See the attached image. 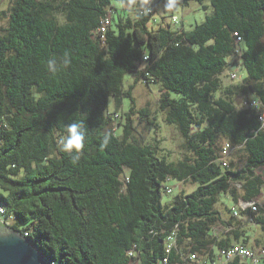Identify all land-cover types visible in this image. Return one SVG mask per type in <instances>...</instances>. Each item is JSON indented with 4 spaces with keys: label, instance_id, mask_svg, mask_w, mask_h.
I'll return each mask as SVG.
<instances>
[{
    "label": "trees",
    "instance_id": "1",
    "mask_svg": "<svg viewBox=\"0 0 264 264\" xmlns=\"http://www.w3.org/2000/svg\"><path fill=\"white\" fill-rule=\"evenodd\" d=\"M113 1L12 0L0 11V22L7 20L0 25V206L11 228L53 264H191L183 259L189 251L215 260L234 242L264 248V203L240 210L257 225L254 236L234 209L224 219L216 208L220 193L238 204L257 198L264 185L257 172L264 167V0H197L213 11L190 30L149 26L160 4L188 0H146L150 11L140 19ZM65 53L70 66L49 73L47 60ZM229 55L246 75L223 87ZM129 71L135 83L160 84V109L185 140L179 161L133 133V114L151 130L157 120L149 107L135 108V84L124 89ZM238 95L246 96L241 107ZM125 96L133 106L123 124L108 108L110 98L119 108ZM73 121L87 129L75 164L58 146ZM105 133L111 141L102 147ZM225 141L245 152L241 168L220 160ZM171 178L197 186L163 203ZM215 225L231 229L214 234ZM170 236L176 244L168 251Z\"/></svg>",
    "mask_w": 264,
    "mask_h": 264
},
{
    "label": "rangeland",
    "instance_id": "2",
    "mask_svg": "<svg viewBox=\"0 0 264 264\" xmlns=\"http://www.w3.org/2000/svg\"><path fill=\"white\" fill-rule=\"evenodd\" d=\"M12 3V0H0V11H7ZM209 5L208 8H204L203 4L197 0H188L187 3H170L163 2L160 4L158 10L153 15L151 21L149 22L150 28H158L161 25H170L173 30H179L184 28L186 30L192 29L196 24L203 22L206 19L207 14H211L213 9L209 1H206ZM114 5L119 7L122 6L123 9L127 10L125 5L120 1H113ZM115 19H118V14H114ZM2 27L7 26V20L4 19L0 22ZM235 59L234 55L226 56V60L230 63L228 69H226L221 75L222 86H228L237 81H241L242 77L246 75L245 69H240L238 67L234 70L235 66L233 61ZM234 70L237 75L231 76V72ZM137 75L134 71H129L124 75L123 86L124 89H129L132 84H135L133 88L132 95L134 97V104L136 109H141L142 107H149L152 111L153 117H156L157 127L153 130L146 127L144 120L140 118L139 114H133V120L135 125V130L133 133L140 137L142 136L145 140L151 144L158 145V155L165 156L169 161H179L185 153L184 149V138L182 137L178 126L174 123L166 122V112L160 109V96L161 88L160 84L157 82H151L147 84L142 77L135 83ZM172 96H177L175 92L171 93ZM246 96H236L237 106L239 107L242 104V101ZM133 106V100L130 96H125L123 98L121 106L118 108L114 98H110L109 102V113L117 112L120 115V122L124 124L125 122V113L130 110ZM241 107V106H240ZM118 118L114 123V127H117V132L119 133L122 129V125H119ZM116 125V126H115ZM238 149V148H237ZM236 149V150H237ZM234 150L230 155V162L233 161L237 168H241L245 164V152L243 150L238 151ZM257 172L264 177V167L257 169ZM165 185L171 186L173 188L172 193L163 192V203L173 200L176 194L181 191L192 192L195 190L197 184L194 183L191 179L186 181H179L178 179L171 178ZM219 202L216 205V208L220 209L224 219H229L231 216V209H238L239 206L236 203V200L233 198L231 193H220ZM262 203H264V185L262 186V193L257 197ZM239 221L244 226V229L248 233L254 236L255 230H257V225H254L248 215L245 213H240ZM243 217V218H242ZM235 223L238 222V219H234ZM10 224V220H9ZM6 226V225H4ZM7 227V226H6ZM253 239V238H252ZM263 264V263H261Z\"/></svg>",
    "mask_w": 264,
    "mask_h": 264
},
{
    "label": "built area",
    "instance_id": "3",
    "mask_svg": "<svg viewBox=\"0 0 264 264\" xmlns=\"http://www.w3.org/2000/svg\"><path fill=\"white\" fill-rule=\"evenodd\" d=\"M110 24V17H107L103 20L102 25L99 28V31L105 33L107 26ZM240 39V38H239ZM240 66V65H239ZM242 70V68H240ZM237 73L231 72V76H236ZM243 79V77H242ZM244 104L248 105L249 103L244 102ZM250 105L259 107L260 100L253 99ZM261 119L264 121V113L261 116ZM238 148L237 145H234L230 141H225L222 145L221 150V157L220 160L222 161L223 165L228 166L230 163V155L233 153L234 150ZM238 186L241 187V183H238ZM166 192L172 193L173 188L171 186H167ZM261 202L258 198L245 200L240 199L238 209H234V215L238 216L240 214V210H245L248 208L253 209L254 211L257 210V204ZM6 209L3 206H0V223L6 226L11 227V218H7L5 216ZM10 220V224H9ZM213 233L220 234L226 231H229L231 227L224 228L222 225H215L213 226ZM171 243L168 246V251H170V247L176 244V240L172 239L170 236ZM217 256L215 260H208L202 257L197 251H189L183 256V259L189 261L191 264H227L236 258L240 259H248L252 261L254 264H261L264 263V248H257L256 250L251 247L249 244H244L242 242H234L232 245L224 247L216 252ZM167 263V258L164 259V264Z\"/></svg>",
    "mask_w": 264,
    "mask_h": 264
},
{
    "label": "clouds",
    "instance_id": "4",
    "mask_svg": "<svg viewBox=\"0 0 264 264\" xmlns=\"http://www.w3.org/2000/svg\"><path fill=\"white\" fill-rule=\"evenodd\" d=\"M127 11L136 19L147 15L150 8L146 6V0H140L137 5H125ZM47 71L56 74L67 69L71 64V59L67 53L61 57H51L47 60ZM87 139V129L84 122L73 121L65 126L63 135L59 139V149L71 159L75 164L81 159V154L85 148ZM111 141L109 133H105L102 138V147H106Z\"/></svg>",
    "mask_w": 264,
    "mask_h": 264
},
{
    "label": "water",
    "instance_id": "5",
    "mask_svg": "<svg viewBox=\"0 0 264 264\" xmlns=\"http://www.w3.org/2000/svg\"><path fill=\"white\" fill-rule=\"evenodd\" d=\"M0 264H53L31 239L0 223Z\"/></svg>",
    "mask_w": 264,
    "mask_h": 264
}]
</instances>
